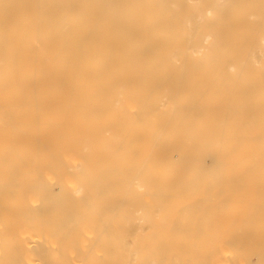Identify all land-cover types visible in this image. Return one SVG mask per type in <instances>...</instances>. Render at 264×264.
Segmentation results:
<instances>
[{
  "label": "bare ground",
  "instance_id": "1",
  "mask_svg": "<svg viewBox=\"0 0 264 264\" xmlns=\"http://www.w3.org/2000/svg\"><path fill=\"white\" fill-rule=\"evenodd\" d=\"M0 264H264V0H0Z\"/></svg>",
  "mask_w": 264,
  "mask_h": 264
}]
</instances>
